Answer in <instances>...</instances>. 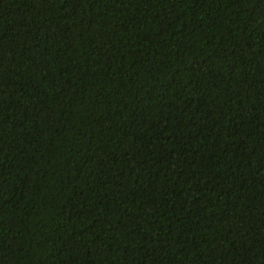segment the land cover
<instances>
[{
    "label": "trees",
    "instance_id": "trees-1",
    "mask_svg": "<svg viewBox=\"0 0 264 264\" xmlns=\"http://www.w3.org/2000/svg\"><path fill=\"white\" fill-rule=\"evenodd\" d=\"M0 264H264V0H0Z\"/></svg>",
    "mask_w": 264,
    "mask_h": 264
}]
</instances>
